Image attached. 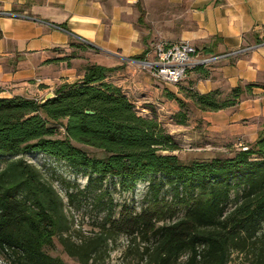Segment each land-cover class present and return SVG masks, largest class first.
Here are the masks:
<instances>
[{
    "label": "trees",
    "instance_id": "obj_1",
    "mask_svg": "<svg viewBox=\"0 0 264 264\" xmlns=\"http://www.w3.org/2000/svg\"><path fill=\"white\" fill-rule=\"evenodd\" d=\"M136 6L142 24L139 0ZM194 70L207 74L200 67ZM112 71L87 64L79 79L60 84L44 102L0 96V158L7 160L0 169V252L11 264H65L44 250L59 236L69 256L88 264L107 240L124 235L142 244V264H228L235 251L250 253L248 264H264V126L253 143L231 156L182 162L173 154L176 142L157 119L139 115L109 80ZM242 92L237 86L219 99L218 90H185L201 111L233 107ZM168 98L185 106L172 93ZM177 118L182 125L187 117L179 111ZM81 146L103 156H91ZM32 153L86 174L82 189L66 183L67 205L89 190L100 200L106 178L123 192L146 181L143 204L138 211L122 205L117 213L110 207L102 232L74 245L63 237L68 227L62 198L35 166L20 158Z\"/></svg>",
    "mask_w": 264,
    "mask_h": 264
},
{
    "label": "crops",
    "instance_id": "obj_2",
    "mask_svg": "<svg viewBox=\"0 0 264 264\" xmlns=\"http://www.w3.org/2000/svg\"><path fill=\"white\" fill-rule=\"evenodd\" d=\"M143 1L147 14L166 15L151 17L150 32L142 27L141 3L143 23H138L137 0H0V10L27 17H0V96L32 98L56 81L71 83L75 70L54 62L77 44L87 46L90 64L113 69L109 80L128 99L136 92L131 90L147 91L149 84L144 74L130 70L127 59L147 53L152 39L186 41L209 56L254 47L215 63L196 85L201 94L242 87L244 96L235 106L209 113L206 121L222 139L238 136L253 143L264 126V32L259 31L264 0Z\"/></svg>",
    "mask_w": 264,
    "mask_h": 264
},
{
    "label": "rangeland",
    "instance_id": "obj_3",
    "mask_svg": "<svg viewBox=\"0 0 264 264\" xmlns=\"http://www.w3.org/2000/svg\"><path fill=\"white\" fill-rule=\"evenodd\" d=\"M163 2V0H161ZM144 9V24L142 25L145 32L151 31V17L166 19V15L147 14L144 1L140 0ZM149 10V8H148ZM164 10V7L161 8ZM149 12V11H148ZM163 26L159 31H164ZM150 30V31H149ZM149 36V35H148ZM159 42H166L163 39H152L148 45V51L144 55L143 60H150L153 55L154 48ZM237 51V50H236ZM89 51L86 48L75 45L68 52H64L62 61H55L56 66L72 67L75 70L76 78L71 82L79 79L82 75V69L85 65L91 63ZM242 54V53H241ZM231 56L232 58L238 56ZM230 57V58H231ZM59 62H61L59 64ZM215 64V63H214ZM210 65L204 69L206 76L214 65ZM130 70L144 74L148 78V90H131L136 91L129 93V98L134 102L137 113L141 116H150L157 119L165 131L173 138L178 146L175 154L182 162L191 160H207L213 157H228L234 151L245 147L251 143L240 137L231 139H222L217 134L208 128L206 121L209 113L216 111H201L193 105L192 101L186 97L185 90H196L197 80L203 77V74L196 72L193 69L187 71L185 77L175 84H168L155 80L147 70L138 68L135 64L129 63ZM79 76V78H78ZM143 76V75H142ZM205 76V77H206ZM57 81L51 85L50 89L44 88L40 94H31L33 99L42 100L45 93H52L59 86ZM242 89V87H241ZM231 90V89H230ZM229 91H220L219 99L228 97ZM219 91V90H218ZM198 92V91H197ZM141 93V96L139 94ZM168 93H172L175 97L185 102V106L180 108L174 99L168 98ZM243 93V92H242ZM28 95H30L28 93ZM244 95H240V97ZM239 97V99H240ZM181 111L186 115L184 124H179L177 114ZM262 130L263 125L259 127ZM89 155L101 157L103 153L90 147H83ZM22 160L35 166L43 175V178L52 183L53 188L62 198L64 205L63 211L67 219L68 231L63 234V237L69 236L70 241L74 245L83 243L87 239H93L102 232L100 224L103 216L112 208L114 213L120 209L122 205L128 208H134L138 211L143 204V197L146 191V181L138 182L133 190L123 192L115 185V181L111 178H106L100 185V191L103 196L100 200H96V192L89 190L84 195H79L77 201L72 205H67L65 200L66 183L74 185L79 189L85 187L87 183L86 174L83 172H75L62 161H56L53 158L47 157L40 153H32L20 157ZM6 159L0 158V169L6 164ZM165 199L170 198V194L164 192L162 194ZM182 212H178L176 217L180 218ZM175 219V218H174ZM264 233V227L261 234ZM142 244H139L138 239L135 241L126 238L124 235L114 236L98 249L96 260L89 261L88 264H142L139 259L138 251L141 250ZM45 252L52 257H57L65 264H81L77 258L67 254L66 249L61 243L59 236L52 238L49 246L44 248ZM184 259V258H182ZM181 259V260H182ZM252 256L250 253L233 252L230 256L228 264H248ZM0 264H11L4 252H0Z\"/></svg>",
    "mask_w": 264,
    "mask_h": 264
},
{
    "label": "built area",
    "instance_id": "obj_4",
    "mask_svg": "<svg viewBox=\"0 0 264 264\" xmlns=\"http://www.w3.org/2000/svg\"><path fill=\"white\" fill-rule=\"evenodd\" d=\"M0 17H22L24 15L0 10ZM60 29L59 27H55ZM259 31L264 32V25L259 27ZM264 46V37L260 43ZM254 47H245L237 51L225 53L223 55L209 56L204 55L186 41L175 43L159 42L150 60L127 59L130 64H135L138 68L147 70L157 81L168 84H175L181 81L188 70L200 67L206 68L222 59L245 53ZM244 149V147H242Z\"/></svg>",
    "mask_w": 264,
    "mask_h": 264
},
{
    "label": "water",
    "instance_id": "obj_5",
    "mask_svg": "<svg viewBox=\"0 0 264 264\" xmlns=\"http://www.w3.org/2000/svg\"><path fill=\"white\" fill-rule=\"evenodd\" d=\"M52 96H53L52 93H48V94H46L45 97L42 99V102L48 100V99L51 98ZM86 113L91 114L92 112H91V111H86Z\"/></svg>",
    "mask_w": 264,
    "mask_h": 264
}]
</instances>
